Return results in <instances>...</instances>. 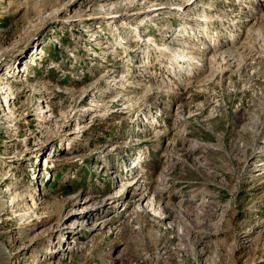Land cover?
I'll return each instance as SVG.
<instances>
[{"label":"rangeland","instance_id":"obj_1","mask_svg":"<svg viewBox=\"0 0 264 264\" xmlns=\"http://www.w3.org/2000/svg\"><path fill=\"white\" fill-rule=\"evenodd\" d=\"M254 141L264 0H0V264H264Z\"/></svg>","mask_w":264,"mask_h":264},{"label":"bare ground","instance_id":"obj_2","mask_svg":"<svg viewBox=\"0 0 264 264\" xmlns=\"http://www.w3.org/2000/svg\"><path fill=\"white\" fill-rule=\"evenodd\" d=\"M6 91V90H5ZM10 96V95H9ZM11 108V107H10ZM10 114V113H9ZM262 140V139H261ZM262 142H264V141H261L260 143H262ZM258 142H253L252 144H251V148H250V154L253 156L256 152L257 153H261V154H264L263 152V149H260V145L261 144H257ZM141 162V161H140ZM140 162L139 163H136L134 166H133V168L134 167H136V168H139V166L140 165H142V164H140ZM264 164V163H263ZM256 165H262L261 163H256ZM259 173H261L260 172V169H259V171H258ZM258 173V174H259ZM143 175H141L140 177H138L136 180H134V181H132L127 187H126V191H129L130 190V199L126 202V206H125V208L126 209H128L130 206H132L134 203H136L137 201H143L144 199H145V197L146 196H148V191H146V188H144L143 187V185L141 186L140 185V183H142L141 181H142V179H141V177H142ZM140 185V186H139ZM132 189V190H131ZM90 198H92V196L91 197H89V199ZM107 198H110V199H107V200H98V201H96L94 204H93V207H92V209L91 210H88V211H86V214H85V217H92V216H94V215H97V212L100 210V209H102V207H107L108 205H109V203H111V202H113L114 201V198H112V197H107ZM119 198H121V197H119ZM88 199V200H89ZM112 199V200H111ZM85 201V200H84ZM93 201V200H92ZM89 208H91V207H89ZM163 208H167V207H163ZM172 214V212H168L167 214H161V218H163V217H165V218H167V217H169L170 215ZM109 217V216H108ZM103 220H98V224H108V220L110 219V218H102ZM98 224H93V226H91L90 227V229L91 230H95V229H97V226H99ZM69 227H71V229L70 230H68V231H70V232H77V230L79 231V229H76L77 227L75 226V227H73V226H68V228ZM81 228H84L83 226L81 227ZM99 228V227H98ZM100 228H101V226H100ZM92 232V231H91ZM67 248H68V246H67ZM54 250V249H53Z\"/></svg>","mask_w":264,"mask_h":264}]
</instances>
